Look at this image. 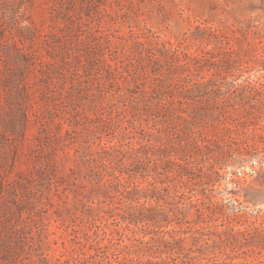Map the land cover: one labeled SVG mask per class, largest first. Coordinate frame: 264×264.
I'll return each mask as SVG.
<instances>
[{"label":"rangeland","instance_id":"obj_1","mask_svg":"<svg viewBox=\"0 0 264 264\" xmlns=\"http://www.w3.org/2000/svg\"><path fill=\"white\" fill-rule=\"evenodd\" d=\"M0 264H264V0H0Z\"/></svg>","mask_w":264,"mask_h":264}]
</instances>
